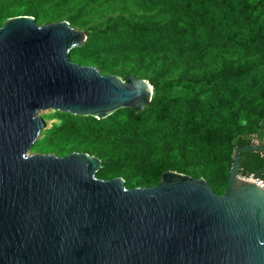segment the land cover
<instances>
[{"label": "water", "instance_id": "water-1", "mask_svg": "<svg viewBox=\"0 0 264 264\" xmlns=\"http://www.w3.org/2000/svg\"><path fill=\"white\" fill-rule=\"evenodd\" d=\"M86 40L65 21L0 27V264H264V191L239 175V153L264 142L234 151L223 195L173 171L126 189L95 177V156L29 154L40 112L101 120L150 103L147 81L72 63Z\"/></svg>", "mask_w": 264, "mask_h": 264}, {"label": "trees", "instance_id": "trees-1", "mask_svg": "<svg viewBox=\"0 0 264 264\" xmlns=\"http://www.w3.org/2000/svg\"><path fill=\"white\" fill-rule=\"evenodd\" d=\"M0 0V27L18 16L38 26L60 20L83 29L72 63L102 75L143 76L153 87L140 112L119 109L105 119L52 111L57 122L41 131L37 153L95 156L100 180L122 178L126 189L155 186L166 171L203 178L223 195L237 148L258 145L264 122V0H134L140 14L86 27L82 11L116 0ZM91 6V7H90ZM20 9H23L19 12ZM169 20L160 23L159 15ZM213 51L238 55L209 70ZM129 66L128 71L113 70ZM200 70L202 73L193 74ZM176 71L174 75L170 72ZM45 115V114H42ZM47 138L56 144L42 147ZM241 177L262 170L264 153H239Z\"/></svg>", "mask_w": 264, "mask_h": 264}, {"label": "rangeland", "instance_id": "rangeland-1", "mask_svg": "<svg viewBox=\"0 0 264 264\" xmlns=\"http://www.w3.org/2000/svg\"><path fill=\"white\" fill-rule=\"evenodd\" d=\"M81 6H82V2L80 3V1L78 0L75 3H73L72 5H70L69 7H66L63 10V12L65 14H71V13H73V10H74L73 8H81ZM125 7L129 8V10L134 12L135 14L141 13L137 10V6H136L134 0H116V1H110L107 3H103L102 5L96 6L93 9H88L86 11H82L81 12L82 13V19L86 22V27H91V26H94L96 24L104 23V21H107V19H109V18H112L113 20H117L119 18L129 19V18H131V16H129V14L125 11ZM22 10L23 9H20L19 12H21ZM156 20H158L160 23H166V22H168L169 18L167 15L163 14V15H159ZM63 21L64 20L62 19L59 22H63ZM73 29H75L77 31H83V29H80L77 27H74ZM229 57L232 60H235V59H237L238 55H232V56L229 55L228 56V55L222 54L221 52L213 51L209 55V59H208L209 70H207L206 72L209 73L210 71L217 69L220 66V64L223 61H226L225 59H227ZM83 66L93 67L92 65H83ZM128 68H129V66H126V65L122 66L121 65V66L116 67L113 70V72L117 73V71H120V70H124L127 72ZM175 72L176 71H173V72H170L169 74L174 75ZM202 72L203 71L196 70V71H192L191 73L198 74V73H202ZM109 76H114V77H117L118 79L122 80L120 77H118L117 75H114V74H110ZM138 78L147 81L143 76H139ZM52 111L53 110H46V111L39 113V116L45 122V126L49 127L50 125L57 122V118L55 116H53ZM42 114H45V115H42ZM260 132L264 133V122L261 125ZM256 138L263 139L264 136L263 137H257L256 136ZM58 145H62V143L56 144L55 138H52V139L47 138L44 142L41 143L42 147H46V146L56 147ZM29 154L30 155H32V154L54 155L51 153H46V154L45 153H37V152L33 151L32 148L29 151Z\"/></svg>", "mask_w": 264, "mask_h": 264}, {"label": "built area", "instance_id": "built-area-1", "mask_svg": "<svg viewBox=\"0 0 264 264\" xmlns=\"http://www.w3.org/2000/svg\"><path fill=\"white\" fill-rule=\"evenodd\" d=\"M242 180L249 181L254 183L258 188L264 191V180L260 179H253V175H250L248 177H241Z\"/></svg>", "mask_w": 264, "mask_h": 264}, {"label": "crops", "instance_id": "crops-1", "mask_svg": "<svg viewBox=\"0 0 264 264\" xmlns=\"http://www.w3.org/2000/svg\"><path fill=\"white\" fill-rule=\"evenodd\" d=\"M263 136H264V133H262V132H259L258 135H257V137H263ZM261 140L264 142V138L261 139Z\"/></svg>", "mask_w": 264, "mask_h": 264}, {"label": "flooded vegetation", "instance_id": "flooded-vegetation-1", "mask_svg": "<svg viewBox=\"0 0 264 264\" xmlns=\"http://www.w3.org/2000/svg\"><path fill=\"white\" fill-rule=\"evenodd\" d=\"M260 143H263V141H262V140H260V141H259V144H260Z\"/></svg>", "mask_w": 264, "mask_h": 264}]
</instances>
